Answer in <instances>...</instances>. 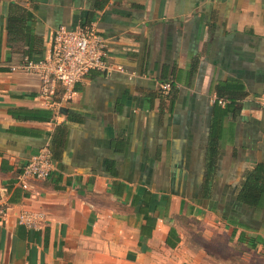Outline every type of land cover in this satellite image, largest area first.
<instances>
[{"label":"crops","instance_id":"crops-1","mask_svg":"<svg viewBox=\"0 0 264 264\" xmlns=\"http://www.w3.org/2000/svg\"><path fill=\"white\" fill-rule=\"evenodd\" d=\"M59 26H93L127 73L90 71L56 116L9 66ZM263 90L264 0H0V264H264V193L244 197L264 189ZM45 142L55 170L22 188Z\"/></svg>","mask_w":264,"mask_h":264},{"label":"built area","instance_id":"built-area-1","mask_svg":"<svg viewBox=\"0 0 264 264\" xmlns=\"http://www.w3.org/2000/svg\"><path fill=\"white\" fill-rule=\"evenodd\" d=\"M106 75L112 72L127 73L126 69L108 61L106 38L93 26H59L52 36L48 54L40 59L24 57L20 62L9 66L11 72L33 73L40 78V97L43 104L53 110L56 116L62 114L73 100L75 84L90 71ZM162 92L167 93L169 82L160 84ZM212 102L225 105L227 101L213 95ZM255 102L264 111V90L256 96ZM55 170L49 142H45L36 154L23 165L16 183L27 188L29 179L43 180ZM11 208L7 186H0V224L6 221ZM41 211L22 209L17 217L19 225L29 230H38L45 223Z\"/></svg>","mask_w":264,"mask_h":264},{"label":"trees","instance_id":"trees-1","mask_svg":"<svg viewBox=\"0 0 264 264\" xmlns=\"http://www.w3.org/2000/svg\"><path fill=\"white\" fill-rule=\"evenodd\" d=\"M23 21V16L22 15H12V14H10L9 15V18H8V28H9V32H11V30L13 29V27H16V26H18L21 22ZM24 57H28V56H23L18 62H20ZM29 58V57H28ZM31 59V58H30ZM17 62V63H18ZM164 82H169L170 83V85H171V88H170V90L168 91V92H170L171 90H173V89H175L176 88V86L171 82V81H167V80H165V81H163V82H161L160 84H162V83H164ZM159 90L162 92V90H161V88H160V85H159ZM163 93V92H162ZM263 193H264V189L263 188H259V194H256L255 196L252 194V187L251 186H249V193H247V195H245L244 197L245 198H248V200L249 199H251V200H253V197H254V200H258V199H260L259 198V196L262 194V196H263ZM261 196V197H262Z\"/></svg>","mask_w":264,"mask_h":264}]
</instances>
